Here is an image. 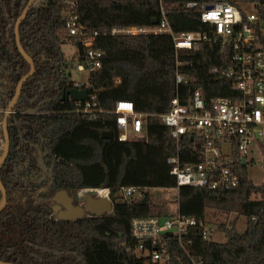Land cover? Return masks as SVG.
<instances>
[{
    "label": "trees",
    "instance_id": "trees-1",
    "mask_svg": "<svg viewBox=\"0 0 264 264\" xmlns=\"http://www.w3.org/2000/svg\"><path fill=\"white\" fill-rule=\"evenodd\" d=\"M29 0H0V137L4 111L15 94L29 64L18 52L15 21ZM221 1L242 7L258 2L260 21L264 0H35L19 26L20 43L33 60L34 73L23 83L7 119L8 157L0 169L6 204L0 212V261L13 264H146L135 251L131 222L135 218L172 216L157 210L148 189L175 188L167 159L176 154V141L159 115L178 95L186 104L200 90L204 100L237 99L233 81L213 67L227 64L217 46L176 53L168 34L112 35L113 27H151L161 20V8L174 34L204 31L199 19L202 5ZM75 5L72 6L71 3ZM195 2L192 8L186 3ZM73 9L87 32H97L96 47L103 55L100 67L88 71L87 91L96 97L93 116L82 113L67 95L76 82L70 69L83 64L84 47L78 36L65 28V14ZM70 43L75 54L67 59L61 45ZM177 59V60H176ZM193 79L176 85V72ZM131 101L143 117L144 140L119 141L114 103ZM112 132V138H102ZM181 164L201 160V141L182 137L178 142ZM2 154V153H1ZM238 172L235 187L179 186L178 213L194 218L179 242L169 233L166 249L170 264H264V186L247 177L236 149L232 152ZM1 156V155H0ZM264 169V159L262 160ZM146 188L142 199H123L121 187ZM81 188H108L113 205L110 213L85 216L74 221L56 220L51 197L67 190L76 197ZM262 195L255 198L253 195ZM1 201V192H0ZM226 215L229 224L218 223L225 240L205 234L207 209ZM238 216L246 219L242 232L235 230Z\"/></svg>",
    "mask_w": 264,
    "mask_h": 264
},
{
    "label": "built area",
    "instance_id": "built-area-1",
    "mask_svg": "<svg viewBox=\"0 0 264 264\" xmlns=\"http://www.w3.org/2000/svg\"><path fill=\"white\" fill-rule=\"evenodd\" d=\"M75 5L74 2L71 3ZM195 2H188L185 8L195 7ZM247 5L253 11L247 10ZM206 6H211L206 9ZM263 7L258 2H251L242 7L231 3L217 1L210 5H202L199 19L205 25L204 31H188L174 34L161 8V20L151 27H113L112 35L131 33L138 34H168L172 37L176 58L179 53L188 50H198L202 45L217 46L220 52L227 55V64L221 69L213 67L212 73L221 75L233 81V89L240 92L237 99L223 97L203 99L200 90L189 95L186 104H181L179 96L170 100L166 113L159 115L161 123L168 127L170 135L176 141V154L167 159L170 174L176 179V187L169 188L178 191L179 186L224 188L235 187L238 183V172L233 163V150L236 149L240 160L247 157V147L258 138L264 137V29L261 28L260 10ZM65 28L70 35L78 36L84 47L85 64L89 70L100 67L102 51L96 47L97 32H87L79 24L78 15L71 8L65 14ZM177 60V59H176ZM76 69L84 71L83 64ZM193 78L176 72V85L187 84ZM88 84L77 83L76 89H86ZM88 92V91H87ZM96 97L89 94L85 101L75 102L78 110L89 116L96 112ZM113 113L116 115V126L119 131L118 140L130 138L144 140L143 113L134 110L133 103L118 100L114 103ZM201 141V160L194 164H181L178 142L181 138ZM0 140L1 137H0ZM229 145V153L223 152V145ZM244 163V164H245ZM103 191L99 194L95 191ZM146 188L121 187L119 195L123 199H142ZM94 198H109L108 188H81L76 190V197L84 205L85 196ZM172 216L166 218L148 217L135 218L131 222L133 238L136 242L137 255L146 259V264H170V255L166 249V239L169 233L174 234L178 241L186 234L189 227L196 224L194 218L182 217L176 204ZM208 228L205 227V234ZM193 264H197L192 260Z\"/></svg>",
    "mask_w": 264,
    "mask_h": 264
},
{
    "label": "water",
    "instance_id": "water-1",
    "mask_svg": "<svg viewBox=\"0 0 264 264\" xmlns=\"http://www.w3.org/2000/svg\"><path fill=\"white\" fill-rule=\"evenodd\" d=\"M34 2L35 0H29L25 8L21 12V14L18 16V18L15 21L14 34H15L16 47H17L18 52L21 54V56L29 64L30 69H29V72L25 74L24 76H22L20 80L17 82L16 87H15V94L4 111V117L2 119V124H1L2 132H3V149H2V154L0 156V169L8 157L9 148H10L9 136L7 132V119L10 113L12 112V109L20 95V91H21V87L23 83L34 73V70H35L33 60L28 56V54L22 48V45L20 43V37H19L20 23L26 17L30 6H32ZM210 8L211 6H206V9H210ZM152 24L155 25L156 21L155 20L152 21ZM67 95L74 102H83L87 99L88 92L86 89L72 88L67 91ZM101 137L102 138H112L113 134L112 132H103L101 134ZM242 163H245L244 158H242ZM259 165L262 166V161L259 162ZM0 192H1V201H0V212H1L6 204V197H7L6 190L4 186L2 185L1 180H0ZM51 200L54 203L52 210L57 212L56 218L58 220H64V221H74L77 219H81L84 216L99 217V216L110 213L113 209V205L109 199L94 198L93 196L89 194L85 196V203L83 206L74 205L73 198L70 196L68 191L64 189L56 191L51 197ZM0 264H13V263L0 261Z\"/></svg>",
    "mask_w": 264,
    "mask_h": 264
},
{
    "label": "rangeland",
    "instance_id": "rangeland-1",
    "mask_svg": "<svg viewBox=\"0 0 264 264\" xmlns=\"http://www.w3.org/2000/svg\"><path fill=\"white\" fill-rule=\"evenodd\" d=\"M248 11H253L249 5H247ZM261 28L264 29V19L261 22ZM61 51L67 59H71L75 54V48L70 43H64L61 45ZM70 77L77 83H85L88 78V71H79L74 66L70 69ZM3 149V140H0V155ZM231 148L229 145H223V152L229 153ZM264 159V137L253 140L247 147V177L256 185L264 186V169L259 162ZM151 201L155 203V207L161 210V212L173 213V210L177 204V191L163 188H150L148 189ZM255 198L262 197V195H253ZM207 224L206 227L211 229L208 239L216 242H223L225 235L223 232L217 231L216 227L218 223L224 222L229 224V221L235 218L234 213L228 215L221 213L214 208L207 209ZM246 219L244 216H238L236 221L235 230L242 232L245 229Z\"/></svg>",
    "mask_w": 264,
    "mask_h": 264
},
{
    "label": "flooded vegetation",
    "instance_id": "flooded-vegetation-1",
    "mask_svg": "<svg viewBox=\"0 0 264 264\" xmlns=\"http://www.w3.org/2000/svg\"><path fill=\"white\" fill-rule=\"evenodd\" d=\"M70 196L73 198V204L74 205H80V206H83V204H82V202L81 201H79V200H77V199H75L74 197H73V194H71L70 193ZM53 203V202H52ZM54 206V203L52 204V207ZM54 212V218L56 219V220H58L57 218H56V214H57V212H55V211H53ZM85 217V216H84ZM82 219V218H81Z\"/></svg>",
    "mask_w": 264,
    "mask_h": 264
},
{
    "label": "bare ground",
    "instance_id": "bare-ground-1",
    "mask_svg": "<svg viewBox=\"0 0 264 264\" xmlns=\"http://www.w3.org/2000/svg\"><path fill=\"white\" fill-rule=\"evenodd\" d=\"M95 192H97V193H99V194H102V193H103V191H100V190H97V191H95Z\"/></svg>",
    "mask_w": 264,
    "mask_h": 264
}]
</instances>
